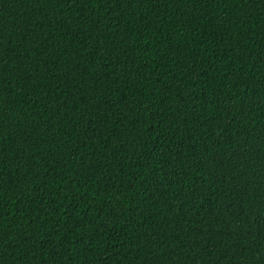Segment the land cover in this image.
Segmentation results:
<instances>
[{
	"label": "trees",
	"instance_id": "1",
	"mask_svg": "<svg viewBox=\"0 0 264 264\" xmlns=\"http://www.w3.org/2000/svg\"><path fill=\"white\" fill-rule=\"evenodd\" d=\"M0 264H264V0H0Z\"/></svg>",
	"mask_w": 264,
	"mask_h": 264
}]
</instances>
